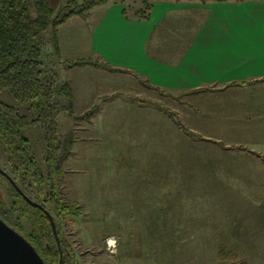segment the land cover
Wrapping results in <instances>:
<instances>
[{"label":"rangeland","instance_id":"374dc122","mask_svg":"<svg viewBox=\"0 0 264 264\" xmlns=\"http://www.w3.org/2000/svg\"><path fill=\"white\" fill-rule=\"evenodd\" d=\"M57 1L50 0L55 12L60 9ZM134 1L128 0L132 14L147 9L148 0L143 4L142 0ZM72 29L70 23L61 27L63 39ZM82 55L79 49L69 52L63 45L59 57L48 32L40 60L43 68L57 74L58 86L69 81L80 97V69L67 68L64 62L86 58ZM143 85L144 99L160 102L182 129L177 141L172 139L168 146L167 167L156 149L151 156H145L142 147L136 155L135 148L128 151L130 156L116 155L107 131L92 134L83 143L84 151L77 141L64 162L61 179L64 199L75 203L73 209L79 211L64 222V237L75 254V264H264V205L255 203L248 194L255 189L247 190L243 185L244 179H261L249 169L261 161L234 153V148H225L223 142L201 139L186 119V107L177 105L173 95ZM0 99L12 103L6 91L0 90ZM78 100L74 106L77 114L83 112ZM81 124V120L61 112L58 137L63 139L72 130L80 136ZM25 134L44 170L45 130L32 125ZM116 137L122 139L120 134ZM145 143L150 145L148 140ZM3 148L0 144V163L9 170ZM0 190L7 197L3 185ZM138 197L145 198L146 204H138ZM149 198L152 203H148ZM46 207L53 209L49 204ZM109 238L116 240L115 246H109Z\"/></svg>","mask_w":264,"mask_h":264},{"label":"crops","instance_id":"0c3cea01","mask_svg":"<svg viewBox=\"0 0 264 264\" xmlns=\"http://www.w3.org/2000/svg\"><path fill=\"white\" fill-rule=\"evenodd\" d=\"M64 1L57 4L61 7ZM148 3V19L132 14L128 0H108L93 6L86 19L74 15L59 26L60 49H79L86 58L130 70L77 66L82 85L79 97L72 83L74 106L81 99L85 112L103 99L93 117L81 121L76 143L80 141L84 151L83 143L92 134L107 131L116 155L130 156L133 148L136 155L142 147L145 156H151L156 149L168 164V146L172 139L177 141L182 127L160 102L144 99L146 86L140 77L154 87L151 90L160 88L186 107V119L201 139L223 142L234 153L261 161L249 168L261 179H244L243 185L255 189L248 194L264 205V0ZM68 23L73 29L63 39L60 29ZM137 202L146 204V199L138 197Z\"/></svg>","mask_w":264,"mask_h":264},{"label":"trees","instance_id":"16d2710c","mask_svg":"<svg viewBox=\"0 0 264 264\" xmlns=\"http://www.w3.org/2000/svg\"><path fill=\"white\" fill-rule=\"evenodd\" d=\"M107 1L68 0L55 12L49 0H0V90L6 91L12 99V103L0 99V144L7 152L10 174L22 190L45 207L49 204L53 208L48 210L57 225L64 264H75L76 261L64 237V222L71 213L79 211L73 209L75 203L70 204L64 199L61 186L62 167L72 155L76 143L75 131H69L60 139L57 134L58 116L66 111L75 119L89 121L99 110L102 99L85 112L75 113L70 82L65 81L58 86L57 74L43 68L40 57L46 33H51L55 51L60 57L59 26L74 15L86 19L93 6ZM150 8L148 3L146 10H139L141 18H149ZM64 64L67 68L91 64L114 72L130 71L98 58H79ZM139 79L141 83L153 87L146 80ZM61 99L64 103L60 102ZM32 125H40L46 132L44 170L39 167L25 134ZM0 179L7 196L0 197V203H6L2 218L33 243L47 264H59L60 251L44 210L30 205L7 178L0 176ZM220 248L224 250L225 247Z\"/></svg>","mask_w":264,"mask_h":264},{"label":"water","instance_id":"95a60500","mask_svg":"<svg viewBox=\"0 0 264 264\" xmlns=\"http://www.w3.org/2000/svg\"><path fill=\"white\" fill-rule=\"evenodd\" d=\"M9 181L15 186L26 201L35 207L44 210L48 216L52 230L60 251L59 264H64V252L53 214L40 202L26 194L13 177L0 168ZM0 264H47L43 256L33 243L20 231L9 225L0 216Z\"/></svg>","mask_w":264,"mask_h":264},{"label":"flooded vegetation","instance_id":"af4514ba","mask_svg":"<svg viewBox=\"0 0 264 264\" xmlns=\"http://www.w3.org/2000/svg\"><path fill=\"white\" fill-rule=\"evenodd\" d=\"M0 168L3 170V171H5V172H7V173H9L10 174V172H9V170L7 169V166H4L3 164H1L0 163ZM11 175V174H10ZM0 176H3L4 178H7L4 174H2L1 172H0ZM8 179V178H7ZM9 180V179H8ZM0 185L2 186V181H1V179H0ZM0 197L1 198H4V195H3V192L0 190ZM5 205H6V203L3 201V204H2V201H1V203H0V216L2 217L3 216V214H4V209L3 208H5Z\"/></svg>","mask_w":264,"mask_h":264},{"label":"bare ground","instance_id":"6f19581e","mask_svg":"<svg viewBox=\"0 0 264 264\" xmlns=\"http://www.w3.org/2000/svg\"><path fill=\"white\" fill-rule=\"evenodd\" d=\"M108 241H109L108 244H109L110 247L115 246L116 240L114 238H109Z\"/></svg>","mask_w":264,"mask_h":264}]
</instances>
